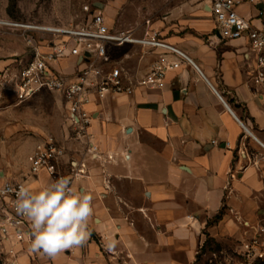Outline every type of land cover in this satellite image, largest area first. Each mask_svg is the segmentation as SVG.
Returning a JSON list of instances; mask_svg holds the SVG:
<instances>
[{"label": "crops", "instance_id": "obj_1", "mask_svg": "<svg viewBox=\"0 0 264 264\" xmlns=\"http://www.w3.org/2000/svg\"><path fill=\"white\" fill-rule=\"evenodd\" d=\"M180 1L150 23L188 59L168 72L164 89L139 87L133 96L90 108L101 158L73 137L67 105L53 92L76 143L68 148L57 137L67 159L88 165L76 189L93 196L91 235L55 258L28 246L18 264H195L206 234L240 236L242 223L263 218L264 99L252 81L254 56L246 39L215 36L213 16L199 0ZM26 52L25 45L13 52L0 46V92L11 91L1 84ZM163 53L126 45L114 49L113 58L139 78ZM165 58L181 60L172 53ZM50 182L46 173L27 179L32 188Z\"/></svg>", "mask_w": 264, "mask_h": 264}, {"label": "built area", "instance_id": "obj_2", "mask_svg": "<svg viewBox=\"0 0 264 264\" xmlns=\"http://www.w3.org/2000/svg\"><path fill=\"white\" fill-rule=\"evenodd\" d=\"M199 1L213 16L215 36L220 41H248L254 56L252 81L262 89L264 99V0ZM84 10L89 14L88 19L75 25L0 20V26L20 31L27 48L26 58L18 61L19 69L8 72L1 86L11 89L18 103L43 91L59 94L67 105L73 137L84 141L86 151L99 159L101 150L90 130L94 119L90 108L106 100L133 96L139 87L164 89L168 72L180 68L182 59L188 58L166 42L160 31L151 27L150 21L140 33L138 28H115L99 9L85 6ZM126 45L160 49L165 53L152 63L148 72L136 78L122 62L113 58L114 49ZM168 53L180 56L181 60L168 61L165 58ZM29 162V174L0 183V253L9 256L8 264H18L21 253L16 246L31 247L30 222L15 207L16 193L22 185L29 186L27 179L39 177L41 173H46L50 181L69 177L76 188L89 173L86 162L67 159V148L52 133L43 136L29 156Z\"/></svg>", "mask_w": 264, "mask_h": 264}, {"label": "rangeland", "instance_id": "obj_3", "mask_svg": "<svg viewBox=\"0 0 264 264\" xmlns=\"http://www.w3.org/2000/svg\"><path fill=\"white\" fill-rule=\"evenodd\" d=\"M181 3L180 0H0V20L75 25L88 19L84 8L90 6L99 9L115 28H138L142 32L148 21L154 25L163 19L164 8ZM24 45L19 30L0 26V46L7 52L20 50ZM60 106L62 99L49 91L22 103H17L13 92H0L1 182L28 173V157L45 134H54L68 148L76 145L70 135L68 138L71 128L66 110ZM242 226L240 236L218 240L206 234L195 264H264V216L254 224ZM20 246V253H24L29 245ZM8 257L0 253V264H8Z\"/></svg>", "mask_w": 264, "mask_h": 264}, {"label": "clouds", "instance_id": "obj_4", "mask_svg": "<svg viewBox=\"0 0 264 264\" xmlns=\"http://www.w3.org/2000/svg\"><path fill=\"white\" fill-rule=\"evenodd\" d=\"M16 196L17 213L31 225L32 251L55 258L65 250L83 246L89 239L93 196L78 191L69 177L39 188L22 185Z\"/></svg>", "mask_w": 264, "mask_h": 264}, {"label": "trees", "instance_id": "obj_5", "mask_svg": "<svg viewBox=\"0 0 264 264\" xmlns=\"http://www.w3.org/2000/svg\"><path fill=\"white\" fill-rule=\"evenodd\" d=\"M225 209H226V206H224V208L222 209L221 214L218 215V216L216 217V219H214L212 222H210V224L213 223V222H216V221L220 218V216L223 214V212L225 211ZM92 236H93V235H92Z\"/></svg>", "mask_w": 264, "mask_h": 264}]
</instances>
